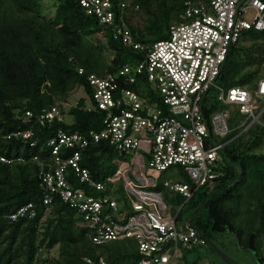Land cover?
Listing matches in <instances>:
<instances>
[{
    "label": "trees",
    "instance_id": "1",
    "mask_svg": "<svg viewBox=\"0 0 264 264\" xmlns=\"http://www.w3.org/2000/svg\"><path fill=\"white\" fill-rule=\"evenodd\" d=\"M44 1L0 0V156L12 160L0 161V264H85V258L97 262L100 257L107 264H136L135 240L94 244L82 214L58 196L45 210L39 171L52 164L47 142L58 130L88 135L102 127V112L85 107L91 94L86 76L103 77L124 65L137 64L144 58V50L114 39L111 27L86 15L77 0H51L53 15L44 14ZM186 1L111 0L116 22H122L133 41L144 48L168 37L170 26L181 21ZM79 68L84 74L78 73ZM263 79L264 30L243 31L230 47L216 85L225 91L232 87L254 90ZM125 87L147 95L143 80ZM78 88L85 98L64 112L61 102ZM51 106L72 116V123L54 121L41 126L38 117ZM201 106L206 118L220 111L228 113L229 133L216 140L222 144L216 171L222 174L211 189H196L176 210L177 219L184 208L193 214L204 208L205 217L189 219L204 238L233 233L238 244L247 247L253 235L252 250L264 257V110L259 123L248 126L250 120L222 104L214 89L204 95ZM17 131H31L33 145L29 140L7 137ZM69 154V150L60 151L62 158ZM123 156L105 141L90 142L82 150L79 166L88 170L94 182H102L106 164L117 163ZM65 178L73 187L95 196L108 195L113 188L117 202L127 201L122 181L96 191L81 183L71 168ZM183 182H189L186 175ZM29 203L35 212L32 218L9 219ZM188 252H184V260Z\"/></svg>",
    "mask_w": 264,
    "mask_h": 264
},
{
    "label": "built area",
    "instance_id": "2",
    "mask_svg": "<svg viewBox=\"0 0 264 264\" xmlns=\"http://www.w3.org/2000/svg\"><path fill=\"white\" fill-rule=\"evenodd\" d=\"M77 1L86 15L111 27L114 39H120L126 47L144 50V58L120 67L114 74L86 76L91 94L90 104L85 107L102 112V127L88 135L58 130L49 139L52 164L39 171L45 210L58 196L82 214L94 244L135 240L139 254L136 264L183 263V252L204 245L206 240L189 219H177L178 211L169 214L162 194L148 188L156 185L161 172L178 167L189 182L163 180L160 185L187 201L196 189H211L221 176L216 167L222 144L216 140L229 133L228 113L220 111L204 117L201 104L209 90H216L222 104L236 108L249 119L248 126L259 123L264 110V79L254 90L232 87L225 91L216 85V78L241 33L264 30V0H188L181 21L170 26L168 37L145 48L133 41L122 22H116L111 0ZM78 73L84 74L83 69L79 68ZM136 80L147 84V95L125 87ZM26 116L31 114L26 112ZM38 121L41 126L63 123L64 116L57 106H51L41 112ZM10 136L30 142L33 133L17 131ZM99 141L107 142L119 155L133 156L130 163L120 162L114 170L116 163H107L104 181L94 182L79 162L82 150L90 142ZM62 149L70 151L65 158L60 156ZM0 161L12 160L0 156ZM68 168L81 183L96 191L122 181L127 201L117 202L113 188L108 195L95 196L73 187L65 178ZM146 168L156 175L147 177ZM131 172L135 179L129 177ZM34 215L29 203L10 214L9 219ZM85 264L107 263L100 257L97 262L85 258Z\"/></svg>",
    "mask_w": 264,
    "mask_h": 264
},
{
    "label": "rangeland",
    "instance_id": "3",
    "mask_svg": "<svg viewBox=\"0 0 264 264\" xmlns=\"http://www.w3.org/2000/svg\"><path fill=\"white\" fill-rule=\"evenodd\" d=\"M50 1L51 0L44 1V3L46 4L45 10L43 11L45 15H53V8L50 6ZM81 97L85 98L83 90L81 88L75 89L73 92L68 94L61 102L62 110L66 112L70 107L74 106ZM87 103L90 104L89 101H87ZM263 103L262 105L264 106ZM64 120L66 123L70 124L72 123L73 118L69 114H66L64 115ZM124 160L130 163V156L126 155L122 158H117V163L115 166H113V170L120 164V162H124ZM147 160L148 158L146 157V162ZM146 174H149L148 168H146ZM129 177L132 179L134 178L132 172L129 174ZM157 177H159V180H156L159 181V185L163 180H184V174L180 169H178V167L168 168L166 171L161 172ZM159 190L162 191V198L168 207L169 214L173 215L176 210H178V208L185 202V200L177 194L169 193L162 186L159 187ZM200 191L204 192V189H201ZM196 213L193 214L189 209L186 210L184 208L181 211L180 219L183 218L186 220L191 218L193 222L194 216L198 215L202 218L206 215V211L204 208L200 209ZM209 240L213 243L217 250L221 252L225 258L233 262V264H255V261L257 260L258 254L256 253V251L248 248V246L245 247L238 244L237 237L233 233H214L211 235ZM213 262L217 264H227L223 261V259L220 257V254L216 252L214 248L206 244L195 247L192 251L188 252L186 254L185 262L179 264H212ZM258 262L261 263L262 260H258Z\"/></svg>",
    "mask_w": 264,
    "mask_h": 264
},
{
    "label": "water",
    "instance_id": "4",
    "mask_svg": "<svg viewBox=\"0 0 264 264\" xmlns=\"http://www.w3.org/2000/svg\"><path fill=\"white\" fill-rule=\"evenodd\" d=\"M206 242H207V244H208L210 247L214 248V249L216 250V252H218V253L220 254V257L223 259V261H224L225 263H227V264H233V262L229 261L227 258H225V257L223 256V254H222L221 252H219V251L217 250V248L213 245V243H212L210 240L206 239ZM248 246H249L250 249H253V248H254V246H253V235H250V237H249Z\"/></svg>",
    "mask_w": 264,
    "mask_h": 264
},
{
    "label": "crops",
    "instance_id": "5",
    "mask_svg": "<svg viewBox=\"0 0 264 264\" xmlns=\"http://www.w3.org/2000/svg\"><path fill=\"white\" fill-rule=\"evenodd\" d=\"M137 153H141L140 151H138ZM131 156H133V155H131ZM131 156H130V158H131ZM147 175V174H146ZM156 174L154 173V172H151V171H149V174L147 175V177H154ZM135 179V178H134ZM157 180H159V177L157 178ZM157 183H156V185L154 186V187H151V188H148V189H150V190H154V191H158V192H162L161 190H156V188H157V186H160L159 185V181H156ZM162 194V193H161Z\"/></svg>",
    "mask_w": 264,
    "mask_h": 264
},
{
    "label": "flooded vegetation",
    "instance_id": "6",
    "mask_svg": "<svg viewBox=\"0 0 264 264\" xmlns=\"http://www.w3.org/2000/svg\"><path fill=\"white\" fill-rule=\"evenodd\" d=\"M258 260H262V262L260 263V262H258ZM212 264H217V263L213 262ZM255 264H264V257H258L257 256V260L255 261Z\"/></svg>",
    "mask_w": 264,
    "mask_h": 264
},
{
    "label": "clouds",
    "instance_id": "7",
    "mask_svg": "<svg viewBox=\"0 0 264 264\" xmlns=\"http://www.w3.org/2000/svg\"><path fill=\"white\" fill-rule=\"evenodd\" d=\"M64 116V115H63ZM64 122H65V120H64ZM190 222V221H189ZM205 240H206V238H205ZM109 242V241H108ZM207 244V242L204 244V245H206ZM202 246V245H201ZM194 249V248H193ZM192 249V250H193ZM192 250H189V251H192ZM183 254H184V252H183ZM182 260H184V259H182ZM183 262H185V260L183 261Z\"/></svg>",
    "mask_w": 264,
    "mask_h": 264
}]
</instances>
